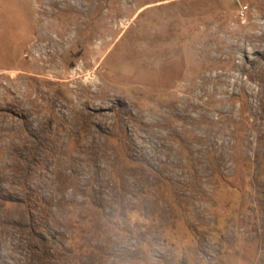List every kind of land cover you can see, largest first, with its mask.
I'll return each instance as SVG.
<instances>
[{
    "label": "rangeland",
    "instance_id": "1",
    "mask_svg": "<svg viewBox=\"0 0 264 264\" xmlns=\"http://www.w3.org/2000/svg\"><path fill=\"white\" fill-rule=\"evenodd\" d=\"M0 264H264V0H0Z\"/></svg>",
    "mask_w": 264,
    "mask_h": 264
}]
</instances>
